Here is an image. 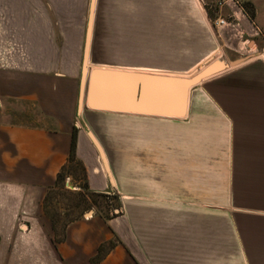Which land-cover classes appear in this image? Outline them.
Segmentation results:
<instances>
[{
  "label": "crops",
  "instance_id": "1",
  "mask_svg": "<svg viewBox=\"0 0 264 264\" xmlns=\"http://www.w3.org/2000/svg\"><path fill=\"white\" fill-rule=\"evenodd\" d=\"M87 1L9 0L11 32L18 37V16L24 17L20 43L40 49L36 78L43 109L47 111L51 90L61 94L66 89L70 100L65 109L47 112L56 129L0 126V169L37 190L44 201L68 162L76 128L77 157L86 168L90 190L117 194L122 213L110 220L94 214L75 221L62 241L54 240L51 225V239L45 233L38 241H24L26 254H34L40 245L43 264H264V60L248 57L231 67L230 57L215 43L207 13L194 7L195 0L139 5L127 0L120 38L113 45L102 44L112 55L100 51L92 65L186 77L217 63L224 67L190 89L181 119L86 111L76 123L74 74L83 30L74 25L67 36L64 19L50 22V16H82ZM251 2L258 23L264 4ZM40 16L41 25L36 23ZM255 28L264 35L263 26ZM87 35L88 58L91 24ZM203 35L207 45L202 51ZM67 47L73 52L67 53ZM93 117L111 119L107 128L116 148L91 132ZM111 242L116 246L98 261L99 249ZM3 243L0 264L8 251Z\"/></svg>",
  "mask_w": 264,
  "mask_h": 264
},
{
  "label": "rangeland",
  "instance_id": "2",
  "mask_svg": "<svg viewBox=\"0 0 264 264\" xmlns=\"http://www.w3.org/2000/svg\"><path fill=\"white\" fill-rule=\"evenodd\" d=\"M126 2L127 0H88L86 10L82 16L78 14L65 15L64 17L50 16V22L57 23L58 19L60 22L65 21L67 36L72 34L70 29H73L74 25H80L83 30L82 47L74 74L76 83L72 114L76 123H79L82 117L85 118L84 113H87L81 111V117H78L79 85L85 59L91 7L93 5L90 48L88 50L89 57L86 60V70L95 67L91 63L92 58L97 60L96 57L100 51L112 55L113 50L109 48V51H107L102 44L107 41L109 45H113L120 38V30L123 25L125 26ZM130 2L139 5L149 2V0H131ZM194 3V7L198 11L203 9L207 13L216 40L215 43L224 48L226 51L224 54L230 57L231 67H234L237 61L248 57H257L264 60V35L259 31L258 33L255 32V25L260 24L264 27V9L261 10L257 23L256 17L251 20L244 9L246 3H251L256 14V7L251 0H195ZM262 4H264V0H257V5L262 6ZM0 11L3 13L0 15V126L16 125L56 129L57 122L50 118L47 112L52 111L51 108L65 109L68 106L67 102L70 100V95L66 89L61 90V94L51 90L53 94L45 99L47 111L43 109L39 101L42 95L41 83L40 79L37 81L36 78L39 75L37 73L41 69V63L36 62L35 55L37 51L40 52V49H29L20 43L24 34L23 31H20L21 24L24 23V17L18 16V37H15L14 32H11L10 15L8 14L9 0H0ZM240 12H243L248 20ZM235 13L239 15L236 16ZM38 19L39 21L36 23L41 25L42 17L40 16ZM222 22L225 23L222 24ZM221 27L224 28L221 29ZM14 40L18 43L17 47ZM200 41L203 51V48L207 45L204 35ZM65 50L67 53L73 52L71 47H67ZM182 58L181 55H178L179 61ZM67 68L72 70L73 66L68 65ZM199 73L189 76H197ZM52 87L54 85L51 82V89ZM56 87L61 88L58 85ZM61 114H64V112H61ZM108 121H111L108 117H93L88 122L89 129L100 137L107 146L116 148L118 145L112 142L111 132L107 128ZM74 175L81 178L80 171H75ZM68 183L74 189L69 187ZM79 183L81 181L75 177L68 178L62 189H55L48 197L46 194L45 210V206L42 205L45 200H40V194L37 190L15 182L11 177L4 175L3 169H0V200L2 202V208H0L2 217L0 221V243L7 244L8 250L7 252L4 251L6 255L3 254L2 256V264H12L15 261L17 264H43V247L38 248L39 245L37 246L38 250L33 252L34 254H26L27 245L24 242L26 239L38 241L45 236V233L51 239L50 226L54 222V240L62 241L71 223L89 219L94 214L100 215L96 207L88 208V204L81 201L80 197L77 196ZM31 200H34L33 205H29ZM114 212L119 216L122 209H115ZM14 217H16V220ZM6 218L13 220L11 222L6 221ZM28 219L33 220L28 222ZM108 250H110V247L106 246L103 255Z\"/></svg>",
  "mask_w": 264,
  "mask_h": 264
},
{
  "label": "water",
  "instance_id": "3",
  "mask_svg": "<svg viewBox=\"0 0 264 264\" xmlns=\"http://www.w3.org/2000/svg\"><path fill=\"white\" fill-rule=\"evenodd\" d=\"M91 21L92 13L89 28ZM87 43L88 35L86 47ZM223 67L221 63H217L197 76L186 77L125 70L112 66L93 67L86 70V59H84L78 114L81 111H92L181 119L186 114L190 89L205 77L222 70ZM89 136L100 154L104 155L95 137L91 133ZM68 185L74 189L69 183Z\"/></svg>",
  "mask_w": 264,
  "mask_h": 264
},
{
  "label": "trees",
  "instance_id": "4",
  "mask_svg": "<svg viewBox=\"0 0 264 264\" xmlns=\"http://www.w3.org/2000/svg\"><path fill=\"white\" fill-rule=\"evenodd\" d=\"M245 11L249 14L251 20H254L256 17L254 7L251 3H246L244 6ZM77 137H78V130L74 128L72 132V139H71V147H70V154L68 158L67 164L61 169L60 173L57 176V180L55 182L54 187L50 188L47 193L48 195L57 188H63L66 179L68 178H77L80 180L81 183L78 184L79 191L77 196L80 197L81 201H84L88 204V208L96 207L98 209V213L105 218L106 220H110L112 218L117 217L118 215L115 214V209H121V201L120 197L117 194L112 193H97L90 190L88 178H87V171L84 164L78 159L77 157ZM75 171H80V177H76L74 175ZM45 198L44 206L46 210V200ZM113 212V213H112ZM53 229H55V223L52 222ZM112 249L116 246V242H111L107 245ZM106 246H103L99 249V255L97 260L99 261L104 253V249Z\"/></svg>",
  "mask_w": 264,
  "mask_h": 264
},
{
  "label": "bare ground",
  "instance_id": "5",
  "mask_svg": "<svg viewBox=\"0 0 264 264\" xmlns=\"http://www.w3.org/2000/svg\"><path fill=\"white\" fill-rule=\"evenodd\" d=\"M93 12V6H92V8H91V13ZM87 48H88V44H87ZM85 59L87 60V49H86V57H85ZM205 79V78H204ZM203 80V79H202ZM201 80V81H202Z\"/></svg>",
  "mask_w": 264,
  "mask_h": 264
},
{
  "label": "built area",
  "instance_id": "6",
  "mask_svg": "<svg viewBox=\"0 0 264 264\" xmlns=\"http://www.w3.org/2000/svg\"><path fill=\"white\" fill-rule=\"evenodd\" d=\"M225 22H222V24H224Z\"/></svg>",
  "mask_w": 264,
  "mask_h": 264
}]
</instances>
